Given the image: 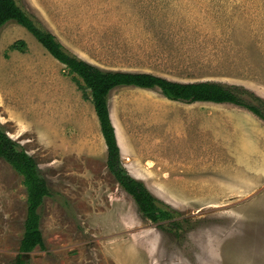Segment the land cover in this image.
Returning <instances> with one entry per match:
<instances>
[{
    "label": "rangeland",
    "instance_id": "374dc122",
    "mask_svg": "<svg viewBox=\"0 0 264 264\" xmlns=\"http://www.w3.org/2000/svg\"><path fill=\"white\" fill-rule=\"evenodd\" d=\"M16 2L70 54L103 70L236 86L264 101V0ZM17 40L23 52L9 49ZM63 70L26 30L1 28L0 126L54 193L39 211L44 249L24 255L28 264H264L262 121L230 104L170 101L157 89L111 91L123 168L174 212L154 224L108 172L97 121L82 152L35 140L53 75L72 82ZM89 106L95 116L84 99L85 114ZM98 143L102 153L92 149ZM26 199L22 177L0 160V264L19 255Z\"/></svg>",
    "mask_w": 264,
    "mask_h": 264
},
{
    "label": "trees",
    "instance_id": "16d2710c",
    "mask_svg": "<svg viewBox=\"0 0 264 264\" xmlns=\"http://www.w3.org/2000/svg\"><path fill=\"white\" fill-rule=\"evenodd\" d=\"M26 30L56 61L62 64L72 81L89 99L99 123V130L106 147V168L119 188L129 195L139 212L152 223L170 221L174 212L161 206L143 183L128 175L120 161L114 128L109 114V94L115 88L157 89L170 101L182 103L231 104L243 108L264 121V101L240 87H229L215 82L180 83L149 73L103 70L70 54L56 37L42 27L30 14L24 11L16 0H0V30L9 23ZM26 43L17 40L9 47L11 51L23 52ZM85 92H88L86 96ZM0 160L8 163L18 175L27 193V212L24 232L19 244V255L13 264H28L24 255L36 248L44 249L40 231L39 211L47 196H54L42 177L33 157L15 141L10 139L0 126ZM174 223V222H173Z\"/></svg>",
    "mask_w": 264,
    "mask_h": 264
},
{
    "label": "crops",
    "instance_id": "0c3cea01",
    "mask_svg": "<svg viewBox=\"0 0 264 264\" xmlns=\"http://www.w3.org/2000/svg\"><path fill=\"white\" fill-rule=\"evenodd\" d=\"M62 72L67 73L66 70ZM80 93L73 81L71 82L67 77L60 74L53 75V80L47 86V94L42 103L44 109L43 137L41 138L35 133V140L42 149L56 152H82L85 147V130L96 137L97 130L93 132L91 125L96 124L97 121L96 126L99 129L97 116L92 114L91 106L85 114L84 98L83 94ZM256 118L260 120L258 117ZM99 137L102 138L100 130ZM92 149L102 153L99 143L97 148L92 147Z\"/></svg>",
    "mask_w": 264,
    "mask_h": 264
},
{
    "label": "water",
    "instance_id": "95a60500",
    "mask_svg": "<svg viewBox=\"0 0 264 264\" xmlns=\"http://www.w3.org/2000/svg\"><path fill=\"white\" fill-rule=\"evenodd\" d=\"M110 114V113H109ZM110 120H111V118H110ZM112 123V122H111ZM112 126H113V124H112ZM113 128H114V133H115V138H116V131H115V127L113 126ZM116 142H117V138H116ZM117 146H118V144H117ZM118 148H119V146H118ZM135 179V178H134Z\"/></svg>",
    "mask_w": 264,
    "mask_h": 264
},
{
    "label": "bare ground",
    "instance_id": "6f19581e",
    "mask_svg": "<svg viewBox=\"0 0 264 264\" xmlns=\"http://www.w3.org/2000/svg\"><path fill=\"white\" fill-rule=\"evenodd\" d=\"M231 105V104H230ZM113 124V123H112ZM114 126V125H113ZM115 127V126H114ZM116 130V129H115ZM119 144H121V142H119Z\"/></svg>",
    "mask_w": 264,
    "mask_h": 264
},
{
    "label": "flooded vegetation",
    "instance_id": "af4514ba",
    "mask_svg": "<svg viewBox=\"0 0 264 264\" xmlns=\"http://www.w3.org/2000/svg\"><path fill=\"white\" fill-rule=\"evenodd\" d=\"M147 219V218H146ZM148 220V219H147ZM151 222V221H150Z\"/></svg>",
    "mask_w": 264,
    "mask_h": 264
}]
</instances>
